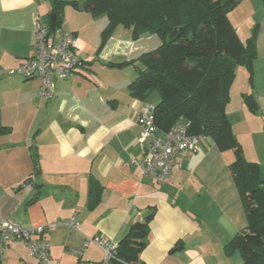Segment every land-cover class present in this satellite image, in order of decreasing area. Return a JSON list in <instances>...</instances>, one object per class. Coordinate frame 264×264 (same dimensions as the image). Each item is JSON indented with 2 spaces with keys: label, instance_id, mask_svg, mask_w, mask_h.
I'll return each mask as SVG.
<instances>
[{
  "label": "crops",
  "instance_id": "1",
  "mask_svg": "<svg viewBox=\"0 0 264 264\" xmlns=\"http://www.w3.org/2000/svg\"><path fill=\"white\" fill-rule=\"evenodd\" d=\"M66 3L58 30L75 37L81 65L67 80L53 81V97L39 95L40 81L7 75L32 56L34 21L49 22L52 0H0V223L29 230L45 227L51 264L100 262V238L115 243L129 226L154 207L143 264H243L239 253L224 246L246 226L244 208L229 172L233 152H219L208 138H198L193 153L177 156L165 185L144 179L135 162L145 157L146 142L137 124L143 104L128 87L136 78V61L156 50L155 34L137 39L122 26L101 45L105 15L85 10V0ZM70 3H75L77 7ZM252 12L233 28L232 12ZM227 18L239 40L256 31V57L249 77L237 67L225 114L244 158L264 177V10L260 0H242ZM56 29V28H55ZM253 95L257 111L242 99ZM90 181L101 186L90 190ZM77 223L76 229L69 222ZM48 227V228H47ZM181 243L182 249L172 251ZM5 264H40L26 245L10 241Z\"/></svg>",
  "mask_w": 264,
  "mask_h": 264
},
{
  "label": "trees",
  "instance_id": "2",
  "mask_svg": "<svg viewBox=\"0 0 264 264\" xmlns=\"http://www.w3.org/2000/svg\"><path fill=\"white\" fill-rule=\"evenodd\" d=\"M241 1L85 0L84 8L93 16L105 15L108 19L101 45L118 26L130 29L134 39L147 34L160 39L156 50L115 66L136 69V78L128 87L131 97L145 102L158 94L159 101L151 107L159 134L183 122L189 135L210 139L219 152H233L228 168L244 208L246 226L224 246V252L239 253L243 264H264V177L257 164L244 158L225 114L237 67H244L250 77L256 57V31L242 43L227 18ZM260 1L264 10V0ZM65 4L51 2L56 30ZM242 99L250 112L257 111L253 95L243 94ZM7 132L0 123V136ZM90 190L98 196L101 186L90 181ZM154 211L151 207L141 220L129 226L111 264H143L139 255L147 244ZM180 249L178 243L172 251Z\"/></svg>",
  "mask_w": 264,
  "mask_h": 264
},
{
  "label": "built area",
  "instance_id": "3",
  "mask_svg": "<svg viewBox=\"0 0 264 264\" xmlns=\"http://www.w3.org/2000/svg\"><path fill=\"white\" fill-rule=\"evenodd\" d=\"M75 37L66 31H50L49 22L38 16L34 21V43L32 56L17 68L7 71V75H18L25 80H38L41 87V99L48 101L53 97V81L67 80L80 66L75 53ZM141 128V139L146 142L145 157L135 162L144 179L152 180L156 185H165L173 169L177 156L181 153H193L198 148V138L187 133V125L177 122L168 133L159 134L155 125L152 107L143 104L137 119ZM48 228V227H47ZM69 228L76 229L74 220ZM45 227L21 229L17 225L2 221L0 223V264H5L3 250L10 241H19L27 246L31 257L40 264H51L50 245L43 239ZM92 243L102 250L100 262L84 264H111L116 260V244L100 238Z\"/></svg>",
  "mask_w": 264,
  "mask_h": 264
},
{
  "label": "rangeland",
  "instance_id": "4",
  "mask_svg": "<svg viewBox=\"0 0 264 264\" xmlns=\"http://www.w3.org/2000/svg\"><path fill=\"white\" fill-rule=\"evenodd\" d=\"M249 13V11H243L240 8L237 9L236 11L232 12L231 18H232V23H233V28L235 29V31L237 32L238 36L241 37L244 29L243 28H239L238 25L240 24V21L243 17H245L247 14ZM252 12H250L249 14H251ZM65 31V30H64ZM158 94H153L151 97V100L153 99V97H157Z\"/></svg>",
  "mask_w": 264,
  "mask_h": 264
},
{
  "label": "water",
  "instance_id": "5",
  "mask_svg": "<svg viewBox=\"0 0 264 264\" xmlns=\"http://www.w3.org/2000/svg\"><path fill=\"white\" fill-rule=\"evenodd\" d=\"M55 21H56L55 14L51 13L49 15V28H50V31H54L55 30Z\"/></svg>",
  "mask_w": 264,
  "mask_h": 264
}]
</instances>
